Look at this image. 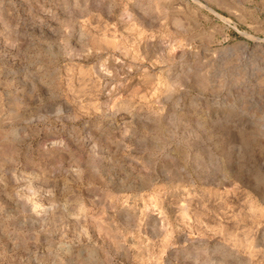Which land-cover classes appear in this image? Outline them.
<instances>
[{"label": "rangeland", "instance_id": "374dc122", "mask_svg": "<svg viewBox=\"0 0 264 264\" xmlns=\"http://www.w3.org/2000/svg\"><path fill=\"white\" fill-rule=\"evenodd\" d=\"M0 264H264V0H0Z\"/></svg>", "mask_w": 264, "mask_h": 264}]
</instances>
